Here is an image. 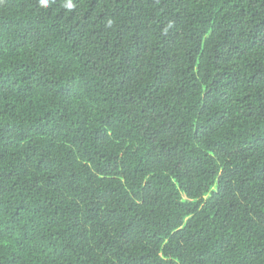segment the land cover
<instances>
[{"label": "trees", "instance_id": "1", "mask_svg": "<svg viewBox=\"0 0 264 264\" xmlns=\"http://www.w3.org/2000/svg\"><path fill=\"white\" fill-rule=\"evenodd\" d=\"M0 0V264H264V0Z\"/></svg>", "mask_w": 264, "mask_h": 264}, {"label": "clouds", "instance_id": "2", "mask_svg": "<svg viewBox=\"0 0 264 264\" xmlns=\"http://www.w3.org/2000/svg\"><path fill=\"white\" fill-rule=\"evenodd\" d=\"M41 4L44 6H47L48 0H40ZM67 8L71 9L73 7V4L71 3V0L65 5Z\"/></svg>", "mask_w": 264, "mask_h": 264}]
</instances>
